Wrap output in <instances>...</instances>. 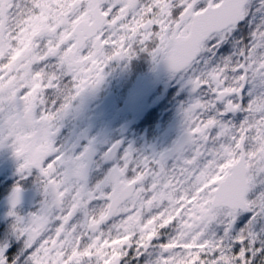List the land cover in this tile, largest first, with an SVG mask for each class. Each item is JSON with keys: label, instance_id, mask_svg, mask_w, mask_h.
Returning <instances> with one entry per match:
<instances>
[{"label": "snow or ice", "instance_id": "obj_1", "mask_svg": "<svg viewBox=\"0 0 264 264\" xmlns=\"http://www.w3.org/2000/svg\"><path fill=\"white\" fill-rule=\"evenodd\" d=\"M137 53L189 86L181 135L155 155L117 141L90 183L93 150L55 144L59 121L109 61ZM5 143L22 178L38 170L43 199L25 218L13 188L21 247L0 241V264H264V0H0ZM242 211L252 215L233 233Z\"/></svg>", "mask_w": 264, "mask_h": 264}, {"label": "flooded vegetation", "instance_id": "obj_2", "mask_svg": "<svg viewBox=\"0 0 264 264\" xmlns=\"http://www.w3.org/2000/svg\"><path fill=\"white\" fill-rule=\"evenodd\" d=\"M245 34L248 26L241 29ZM230 45L222 52L227 54ZM189 86L172 74L163 60H153L146 53L131 57L114 58L105 65L103 79L95 88L85 89L59 121L55 144L70 152L78 153L84 146L93 150L89 182L99 180L113 166L116 154L105 159V150L119 142L121 152L131 147L138 155H155L174 147L181 135V109L191 98ZM243 114L237 112L230 119L239 122ZM175 153L167 160L171 167ZM20 160L15 156L10 143L0 145V241L9 242L8 252L16 253L21 247L12 235L14 217L8 212L13 188H21L20 199L14 211L25 218L36 211L43 199L36 177L38 170L21 177L17 171ZM250 216V215H249ZM249 216L237 218L232 231L244 228ZM244 220V226L241 221ZM264 221L257 222V226ZM258 235H264L260 229ZM167 233L160 241H166ZM233 244V250L235 251Z\"/></svg>", "mask_w": 264, "mask_h": 264}, {"label": "rangeland", "instance_id": "obj_3", "mask_svg": "<svg viewBox=\"0 0 264 264\" xmlns=\"http://www.w3.org/2000/svg\"><path fill=\"white\" fill-rule=\"evenodd\" d=\"M248 213H249L250 216L252 215L250 212H248ZM241 214H242V213L240 212V213L238 214L237 218H241V217H242ZM247 216H248V214H247ZM262 224H264V222H261V223L259 224V226H257V234L259 233ZM233 230H235L236 232L239 231L238 228H235V227H234ZM258 236H259V235H258ZM160 242H163V241H160ZM238 246H239V244L236 243V245H235V250L238 249Z\"/></svg>", "mask_w": 264, "mask_h": 264}, {"label": "trees", "instance_id": "obj_4", "mask_svg": "<svg viewBox=\"0 0 264 264\" xmlns=\"http://www.w3.org/2000/svg\"><path fill=\"white\" fill-rule=\"evenodd\" d=\"M246 215H247L246 213H245V214H242V215H241V216H242L241 218H244ZM241 225L244 226V220L241 221ZM239 247H240V245L238 246V248H239ZM257 256H258V254H257ZM255 264H260V261H259L258 258L255 260Z\"/></svg>", "mask_w": 264, "mask_h": 264}, {"label": "clouds", "instance_id": "obj_5", "mask_svg": "<svg viewBox=\"0 0 264 264\" xmlns=\"http://www.w3.org/2000/svg\"><path fill=\"white\" fill-rule=\"evenodd\" d=\"M66 91H67L66 89H61L62 94H66ZM56 95H57V98H60V94H56Z\"/></svg>", "mask_w": 264, "mask_h": 264}, {"label": "water", "instance_id": "obj_6", "mask_svg": "<svg viewBox=\"0 0 264 264\" xmlns=\"http://www.w3.org/2000/svg\"><path fill=\"white\" fill-rule=\"evenodd\" d=\"M7 200H10V197ZM242 212H246V211H242Z\"/></svg>", "mask_w": 264, "mask_h": 264}]
</instances>
